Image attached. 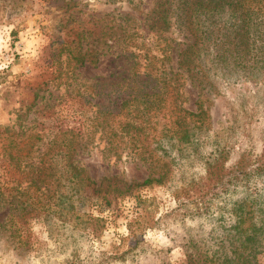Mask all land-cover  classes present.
<instances>
[{"label":"rangeland","instance_id":"obj_1","mask_svg":"<svg viewBox=\"0 0 264 264\" xmlns=\"http://www.w3.org/2000/svg\"><path fill=\"white\" fill-rule=\"evenodd\" d=\"M165 3L0 0V198L8 200L29 186L32 174L16 168L24 161V168H36L42 156L48 160L55 152L50 146L55 133L66 130L85 143L76 158L90 179L98 183L114 176L119 189L129 184L127 190L103 197L64 201V210L73 206L79 215L67 214L62 223L54 216L47 219L40 209L24 210L10 220L9 203L0 205V222L11 221L25 240L14 247L5 238L7 229H0V264H205L197 259L190 263L186 253L195 258L216 249L226 252V244L222 248L219 242L230 233L229 206L242 196L241 189L209 199L208 210L200 214L193 213L194 203L179 207L174 192L203 174L202 157L216 147L224 146L230 161L243 148L259 150L264 137V88L259 83L218 80L217 94L204 103L207 130L191 143H151L143 155L115 152L113 142H107L112 127L108 115L92 127L87 119L100 106L105 111L119 106L133 71L139 79L146 77V67L132 68L131 63L135 58L145 63L147 46L161 42L154 30ZM77 90L84 92L83 98ZM184 90L181 106L193 110L196 90ZM154 119L160 130L165 119ZM148 176L159 181L138 184ZM36 185L37 197L22 200L53 207L50 185ZM254 261L264 264V250Z\"/></svg>","mask_w":264,"mask_h":264},{"label":"trees","instance_id":"obj_2","mask_svg":"<svg viewBox=\"0 0 264 264\" xmlns=\"http://www.w3.org/2000/svg\"><path fill=\"white\" fill-rule=\"evenodd\" d=\"M165 2L159 16L160 25L154 30L161 42H151L147 46L146 58L143 57L145 63H141L140 58L131 63L132 68L146 67V77L139 79V74L133 71V79L125 84L127 92L117 108L105 111L106 107L100 106L87 116L91 127L96 126L104 114L109 116L108 123L112 127L109 130L111 138L107 142H113L115 152L128 149L143 155L151 143H191L195 136L207 130L209 114L204 103L208 95L217 94L218 80H253L264 88V0ZM152 12L153 8L148 14ZM166 32H169L168 35L164 34ZM171 33L175 36L171 37ZM185 86L196 90L193 110L181 106L186 100ZM76 94L80 98L85 95L79 90ZM158 116L165 119L160 130L153 126L154 118ZM146 122H150V133L146 131ZM55 134L50 143L55 152L48 160L42 156L37 160L36 168H24L27 161L22 168H16L26 169L32 174L29 186L15 191L8 200L0 198V205L9 203L7 216L10 220L20 217L24 210L28 214L40 209L47 219L54 216L62 223L69 216L67 214H73L75 218L79 215L73 206L64 210L61 207L64 201L73 202L80 195L103 197L112 190H127L129 184L121 186V189L116 187L114 176L102 178L96 183L86 175L76 158V151L85 144L79 140L77 133L66 130ZM59 136L60 139L57 138ZM27 152L33 150L27 149ZM37 154L43 155L44 152L37 151ZM113 156L118 157V152ZM202 168L201 176L175 190L174 197L179 207L186 208L187 204L194 203L197 207L193 213H205L209 199L229 195L236 188L241 189L243 194L229 206L233 220L230 233L219 242L222 248L226 244V252L216 249L208 257L198 253L195 258L186 253L188 261L255 264V254L264 250V137L256 153L250 148H243L232 161L224 146L216 147L202 157ZM151 180L159 181V178L148 176L138 184H148ZM39 181L49 184L55 192L51 196L53 207L39 204L38 200V205L22 200L23 197L36 196L40 188L36 182ZM257 182L262 184L257 187ZM9 222H0L1 232L7 229L5 238L14 247L23 245L25 240L21 230L13 225L10 227Z\"/></svg>","mask_w":264,"mask_h":264}]
</instances>
